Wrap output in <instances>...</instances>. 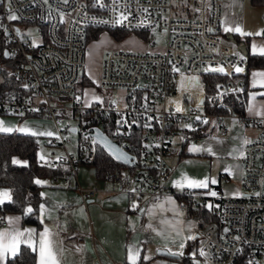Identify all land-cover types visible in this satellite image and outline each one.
<instances>
[{
	"label": "built area",
	"instance_id": "obj_1",
	"mask_svg": "<svg viewBox=\"0 0 264 264\" xmlns=\"http://www.w3.org/2000/svg\"><path fill=\"white\" fill-rule=\"evenodd\" d=\"M121 12L128 18L115 23ZM10 14L18 19L9 20ZM209 28L213 31L209 32ZM0 29L4 35L8 32L7 59L13 63L9 72L18 82L16 88H0V118L32 115L51 120L59 139L47 138L50 159L43 163L51 167L66 165L69 170L61 177L64 180L74 179L79 165L95 159L99 143L94 127L134 156L129 165L132 169L123 174V181L132 186L129 196L145 192L151 198L171 193L164 187L171 173L165 159L176 152V139L187 129L185 124L195 128L207 119L210 133L217 130L226 135L229 127L224 119L237 117L243 124L258 128V135L243 146L242 195L226 197L219 187L214 197L204 192L196 194L192 189H183L180 194L193 205L211 201L218 218L199 230L195 264H264V117L247 118L224 102L226 96L232 95L238 104L244 103L242 95L247 83L243 75L248 57L237 55L222 30L221 0H0ZM99 30L144 32L150 47L159 36L165 41L160 50H109L103 54L97 86L127 93L123 105L108 100L90 103L89 107L76 89L85 76L88 38ZM209 65L223 66L225 71L218 74L230 80L219 82L216 90L207 95L202 76L211 71H204ZM234 65L244 71L235 72ZM173 66L180 72L173 71ZM181 73L198 78L203 103H193L177 113L169 99L177 92ZM136 89L142 90L145 97L127 100L128 92ZM208 106L227 111H209ZM132 131H140L137 155L129 141ZM36 140L42 142L41 138ZM193 141L200 142V137ZM81 192L85 199L96 196L94 190ZM5 215L0 210V218H5L0 220V226L7 225ZM201 248L206 256H200Z\"/></svg>",
	"mask_w": 264,
	"mask_h": 264
},
{
	"label": "crops",
	"instance_id": "obj_2",
	"mask_svg": "<svg viewBox=\"0 0 264 264\" xmlns=\"http://www.w3.org/2000/svg\"><path fill=\"white\" fill-rule=\"evenodd\" d=\"M221 2L222 30L224 29V21L227 20L229 25H239L244 32L253 34L241 35L238 32H225L223 30L225 36L234 45L236 52L246 55L248 59L251 56H261L258 51L254 54L252 47L254 44L257 45V49L264 46V35H256V33L264 30V4H253L251 0H221ZM102 31L105 35L109 32L100 30V33ZM131 33L128 32L122 39H116L111 33V36L107 37L109 43H105L103 46L105 49L97 53L96 81L84 76L78 84V92L83 95L85 102H96L92 99L93 94L101 97L103 101H110L113 92H115L118 103L124 104L127 93L115 89H107L103 92L98 88L97 81L100 74L101 59L106 51H155L153 47L146 44L144 40L146 36L141 37L137 32H133L137 36L131 35ZM91 54H93L92 50L90 51L87 45V58ZM246 72L247 87L244 115L247 118H263L264 116L256 115V112L264 111V87H261L264 79L259 76L255 77L256 83L253 86V73L264 72V66H252ZM180 80L181 76L177 92L169 101L179 100L183 109H189L193 103L199 102L202 92L200 88L182 91ZM83 81H85L84 84ZM17 86L18 82L14 87H7L16 88ZM253 94H255V100L252 99ZM145 95L143 92L141 98H144ZM250 105H253L251 114L248 112ZM9 117L18 121L14 120L7 125L5 119L0 118L3 119L6 127L22 128L27 125L33 131L49 130L56 133V128L49 119L32 115L24 117L7 116L6 118ZM224 122L229 127V132L226 135H221L215 130L208 136L200 137V142L196 143L192 139L185 145H183V133L181 132L177 137L176 152L165 159L171 173L164 182V187L171 193H163L158 198H151L145 192L130 197L128 192L132 186L127 185L123 178L120 180L101 178L97 176L92 164H83L77 167L74 179L35 178V181L39 179L46 182L42 185L38 184L41 196L39 208L43 204L47 209L45 218L42 223L41 214L38 211L41 222L38 229L33 225L23 224L22 218L18 226L21 229H36L37 233L43 231L45 225L54 230L58 228L59 238L66 250L63 254L64 264H131L128 257L129 249L133 246L140 250L137 264H182L176 257L159 254L157 250L168 252V249H171L172 252H184L185 247L182 250L179 248L181 240L189 234L198 235L199 230L205 228L209 223L199 228L197 219L190 215L186 206H183V202L175 196V194H180L182 190L175 186L174 181L179 180L182 174L198 180L205 177L210 180L214 178L217 183H209L206 189L196 188L200 192L204 191V194L210 197H214L209 193L210 188L215 192V188H221L223 195L225 188L228 189L234 183L241 188L243 169L240 152H243V142L254 139L259 133L258 128L243 124L237 117H226ZM13 132L31 135L29 132ZM48 137L34 136L35 139L41 138L43 142L44 140L46 142ZM193 144L198 147H211L215 155L204 151L190 152L189 149ZM17 160L22 162L19 165L26 164L23 163L26 162L25 160ZM226 168H230V171H226ZM226 179L229 181L226 182ZM0 189L7 188L0 187ZM184 189L189 188L185 187ZM82 190H94L96 196L85 199ZM167 198L175 201L176 207L165 203ZM162 203L164 204L163 210L159 207ZM134 204L136 207H133ZM5 214L6 218L21 217L14 212H5ZM8 228V223L6 226H0V230ZM177 232L181 234L177 235ZM200 240L201 237L198 235V241L192 253H197ZM187 241L189 240L185 241V245ZM21 246L27 245L21 244ZM35 255L36 264H38V253L35 252ZM145 257L150 258L146 259ZM0 264H4V262H0Z\"/></svg>",
	"mask_w": 264,
	"mask_h": 264
},
{
	"label": "trees",
	"instance_id": "obj_3",
	"mask_svg": "<svg viewBox=\"0 0 264 264\" xmlns=\"http://www.w3.org/2000/svg\"><path fill=\"white\" fill-rule=\"evenodd\" d=\"M251 2L257 5L264 4V0H251ZM99 33L100 30L95 31L91 36V39H96ZM110 33L116 39H122L128 34L127 31L123 30H110ZM137 33L143 37L147 35L144 32ZM7 47L8 44L6 42V37L0 29V63L2 65L0 67V88L16 86V82L12 79L9 72V68L13 67V63L11 60L3 57V50ZM252 66H264V57L251 56L248 59L247 69ZM243 77L246 80L247 72L244 73ZM202 79L206 85L207 95L212 94L216 90V85L219 82H227L230 80V78H227L222 74L211 72H205ZM84 82L85 81L82 83L84 84ZM142 94V90L136 89L135 91L128 93L127 100H130L132 96H135L136 100L140 101ZM242 97L244 98V103L242 104H238L232 95L226 96L224 102L236 113L244 114L246 90ZM208 110L218 112L227 111L226 108L216 106H208ZM210 127L211 123L209 121L207 124L200 123V125L195 128L183 129V145L197 137L208 136L210 133ZM139 135L140 131L130 132L131 137L129 138V141L134 146L133 151L136 155L140 147ZM37 151L38 142L34 136L16 132H0V187H5L8 190H11L12 194V201H6L0 206V210L4 212L18 213L22 218L23 224L33 225L38 229L41 226L38 217L41 196L40 186L35 183V178L55 176L61 178L66 172H68L69 168L62 163L58 164L56 167L45 165L43 161L38 158ZM14 158L25 160L26 164H14ZM90 164L94 166L97 176L115 180L123 178L124 172H122V168H126V170L132 169L113 158L100 145H97L95 159ZM175 196L184 203V206H186L190 215L197 219L199 228L206 226L211 221H218L217 215L213 212L212 207H208L209 204L212 205L211 201L208 203L193 205L187 197L181 194H175ZM29 206L32 207L34 211L31 214L26 215L25 210ZM197 241L198 235H196L195 240L187 241L183 255H178L176 259H179L182 264H195L194 257L191 253L195 250ZM6 264H36L35 252L28 246H21L19 252L15 256L9 257L6 260ZM238 264L245 263L244 261H240Z\"/></svg>",
	"mask_w": 264,
	"mask_h": 264
},
{
	"label": "snow or ice",
	"instance_id": "obj_4",
	"mask_svg": "<svg viewBox=\"0 0 264 264\" xmlns=\"http://www.w3.org/2000/svg\"><path fill=\"white\" fill-rule=\"evenodd\" d=\"M65 3H67V0H64ZM113 3H115V0H113ZM101 7H104V4L101 3L100 4ZM144 11H147V9H145ZM197 11H199V9H197ZM130 14V13H129ZM128 17L127 15H125L123 12L120 13L119 18L115 20V23H123L124 20H126ZM9 20H17L18 17L15 14H10L8 16ZM101 23H108V21H101ZM209 32L213 31V29L209 28L207 29ZM225 32H238L241 35H253L252 33H247L244 32V30L242 29V27H240L239 25H235V26H231L228 24L227 20L224 21V29ZM19 31V30H17ZM166 31V30H165ZM256 35H264V30H261V32L256 33ZM253 53H257L264 56V46H260L259 49H257V45H253L252 47ZM7 55V53H6ZM237 55H239V53H237ZM241 60L244 59L243 56L240 57ZM235 72H243L244 68L240 67V66H233ZM213 71V72H224L225 68L223 66H219V67H211V65H209L208 68H205L204 71ZM173 71L176 72H180L179 68H176L175 66H173ZM261 77L262 79H264V72H259V73H253V86H255V77ZM187 86V87H186ZM261 87H264V83L261 84ZM180 88L182 91L184 90H188L191 91L192 88H200V85L198 83V78L197 77H185L183 73H181V80H180ZM242 90V89H241ZM85 95H88L87 93H85ZM189 98H191V96H189ZM92 99L95 101L100 102L101 104L103 103V100L101 99V97L96 96L95 94H93ZM252 99L255 100V94L252 95ZM117 101H113V103H116ZM200 103H203V100L200 101ZM87 106H91V104L89 102L86 101ZM170 104L175 105V111L177 113L180 112H184L186 111L185 109H183L181 107L180 101L179 100H172L170 101ZM199 106V105H198ZM125 107H127V105H125ZM248 112L251 114L253 112V105H250L248 107ZM21 115H23V113H20ZM256 115H260V116H264V111H257ZM151 119V117L149 118ZM197 120H201L200 116L196 117ZM204 124L209 123V121L207 119H203L201 121ZM150 125H145V127H149ZM184 127L191 129L192 125L191 124H185ZM13 131H18V132H29L31 135L33 136H56L57 139H59V136L57 135V133H55L54 131H49V130H43V131H33L31 128H29L27 125H25L22 128H13V127H6L4 126V122L2 120H0V132H4V133H10ZM103 139V138H101ZM181 139H183V137H181ZM96 141L94 140L93 143H95ZM245 145L248 143H251V141L249 140H244L243 142ZM110 147V146H109ZM190 152H200V151H204V152H208L210 154L215 155V153L213 152V149L211 147H207V146H197L195 144H193L191 146V148L189 149ZM235 151V150H234ZM114 155H116V157L119 159L121 157H124L125 159H128L126 156H124L123 153L121 152H113ZM240 155L243 156L244 153L241 151ZM41 160L44 159V156L40 157ZM14 164H20L22 163L21 161L14 159L13 160ZM26 163V162H23ZM226 171H230V168H226ZM36 184H44L46 183L45 181L39 180L37 179L35 181ZM209 183L215 184L217 183V181L212 178L211 180L208 177H205L202 180H198V179H193L190 178L189 176H187L186 174H182L181 178L179 180L174 181L175 186L178 189L183 190L185 187L189 188V189H196V188H200V189H206L209 186ZM264 183V182H262ZM132 191H135V189H132ZM237 195H239L240 193H236ZM43 195V194H42ZM210 195L212 196H216L217 193L215 191H211ZM255 195L259 196L260 193H255ZM11 202L12 201V194H11V190L8 189H4V190H0V206H2L5 202ZM165 203L167 204H171L173 207H176L175 205V201L171 200V198H167ZM133 207H136V205L134 204ZM160 209L163 210L164 209V204H160L159 205ZM209 208L212 207L211 204L208 205ZM33 208L32 207H27L25 210V214H31L33 212ZM39 212L41 214L40 218H41V222L43 223V219L45 218V214L47 212V209L44 207V205H40L39 208ZM182 215V213H180ZM5 218H0V220H3ZM7 223L9 225L8 229L5 230H0V262H4V264H6V260L9 256H15L17 254V252L19 251L20 245L24 244L27 245L29 248L32 249V251L37 252L38 253V264H64V257L63 254L66 251L63 246H62V240L59 238V229H53L50 228L49 226L45 225L43 228V231L37 233L36 229H21L18 225L20 222L21 217H7ZM191 227V226H190ZM180 232H177V235H180ZM196 236L194 235H187L186 237H184V239L181 240V242L179 243V248L182 250L185 247V241L186 240H195ZM237 240L240 239L239 236L236 237ZM159 251V249L157 250ZM139 253L140 250L135 248V246H133L132 248L129 249V260L131 261V264H137V259L139 257ZM168 253L170 255H179L182 256L183 255V251H178V252H172L171 249H168ZM199 254L200 256H206L207 253L204 251L203 248H201L199 250ZM196 253H192V256L195 257ZM150 258V257H145ZM197 264H200L199 261H197ZM251 264V262H250Z\"/></svg>",
	"mask_w": 264,
	"mask_h": 264
},
{
	"label": "rangeland",
	"instance_id": "obj_5",
	"mask_svg": "<svg viewBox=\"0 0 264 264\" xmlns=\"http://www.w3.org/2000/svg\"><path fill=\"white\" fill-rule=\"evenodd\" d=\"M181 1V0H180ZM182 1H185V0H182ZM175 5H178V3L180 4V2H174ZM132 34H135V33H131ZM112 35V34H111ZM110 31L107 33V35H105L103 33V31L97 36L96 39H91V38H88V39H91L89 44H88V49H90V51L92 50V53L90 55L89 58H87L86 56V63H85V76L87 77H90L91 79H93L94 81H96V77H97V71H98V58H97V53H99V51H102L104 50L105 48L103 46H105L104 44H108L109 43V40L107 39V37H110ZM136 35V34H135ZM151 36H154L155 33H151L150 34ZM137 36V35H136ZM142 37V36H141ZM139 38V37H138ZM164 38L163 36H159L156 40V44L154 45V49L155 50H160L161 48H163L164 46ZM145 51H148V50H145ZM90 54V53H89ZM89 56V55H88ZM9 61V60H8ZM10 62V61H9ZM1 63H0V67H1ZM76 89H78V85L76 86ZM101 91H105V90H102L101 88H99ZM114 94L112 95L111 97V102H113L114 100L116 101V98H117V95L115 92H113ZM93 94V93H92ZM3 119H5L6 121V124L9 125L11 124L12 121H18L17 119H14V118H6V117H2ZM2 119V120H3ZM1 120V119H0ZM44 140V139H43ZM38 158L40 159L41 156H44V159L42 161H47L48 158H49V150L47 148V146L45 145V140L44 142H40L38 143ZM41 160V159H40ZM126 168H122V172H125ZM0 190H3V189H0ZM213 191L212 188L209 189V193ZM196 194H200V190L196 189L195 190ZM204 192V191H202ZM240 193L239 195H237L236 193ZM244 192L242 190V188L239 187V185L237 184H232L228 189L225 188L224 190V196L226 197H239L240 195H242Z\"/></svg>",
	"mask_w": 264,
	"mask_h": 264
},
{
	"label": "water",
	"instance_id": "obj_6",
	"mask_svg": "<svg viewBox=\"0 0 264 264\" xmlns=\"http://www.w3.org/2000/svg\"><path fill=\"white\" fill-rule=\"evenodd\" d=\"M5 35H8V32H5ZM7 53V55H6ZM3 57L5 59H7L9 57V52H8V49L5 48L3 50ZM211 73H215V74H218V72H213V71H210ZM202 100V98L199 100V103L200 101ZM73 131H75L74 128H72ZM93 134L97 140V142L99 143V145L104 149L106 150V152H108L113 158H115L116 160H118L119 162L123 163L124 165H132L133 164V160H134V156L123 151L120 147H119V144L112 140L105 132H103L102 130H100L99 128H96L94 127L93 128ZM103 138V139H101ZM110 146V147H109ZM121 152L124 154V156H126L128 159H125L124 157H121V158H117L116 155L113 154V152ZM159 254H162V255H166V256H171V257H178V255L174 256V255H170L167 251L165 250H159L158 251Z\"/></svg>",
	"mask_w": 264,
	"mask_h": 264
}]
</instances>
